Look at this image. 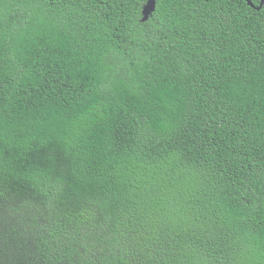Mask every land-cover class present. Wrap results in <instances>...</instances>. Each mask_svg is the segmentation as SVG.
<instances>
[{
	"label": "trees",
	"instance_id": "trees-1",
	"mask_svg": "<svg viewBox=\"0 0 264 264\" xmlns=\"http://www.w3.org/2000/svg\"><path fill=\"white\" fill-rule=\"evenodd\" d=\"M0 0V264H264V2Z\"/></svg>",
	"mask_w": 264,
	"mask_h": 264
},
{
	"label": "water",
	"instance_id": "water-1",
	"mask_svg": "<svg viewBox=\"0 0 264 264\" xmlns=\"http://www.w3.org/2000/svg\"><path fill=\"white\" fill-rule=\"evenodd\" d=\"M247 2L249 5L254 6V4L250 0H247ZM263 2H264V0H261L260 4L256 8H260V6L263 4ZM155 5H156V0H147L143 4L142 9H141V21H145L148 19L149 15L155 9Z\"/></svg>",
	"mask_w": 264,
	"mask_h": 264
}]
</instances>
